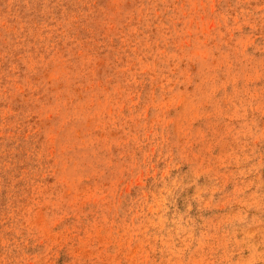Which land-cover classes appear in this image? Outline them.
Wrapping results in <instances>:
<instances>
[{"label": "rangeland", "instance_id": "1", "mask_svg": "<svg viewBox=\"0 0 264 264\" xmlns=\"http://www.w3.org/2000/svg\"><path fill=\"white\" fill-rule=\"evenodd\" d=\"M0 264H264V0H0Z\"/></svg>", "mask_w": 264, "mask_h": 264}]
</instances>
